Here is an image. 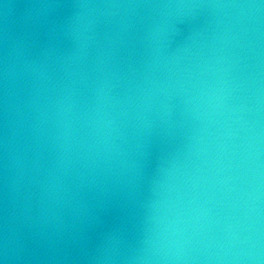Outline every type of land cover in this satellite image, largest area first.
I'll use <instances>...</instances> for the list:
<instances>
[{"label": "water", "instance_id": "1", "mask_svg": "<svg viewBox=\"0 0 264 264\" xmlns=\"http://www.w3.org/2000/svg\"><path fill=\"white\" fill-rule=\"evenodd\" d=\"M0 264H264V0H0Z\"/></svg>", "mask_w": 264, "mask_h": 264}]
</instances>
